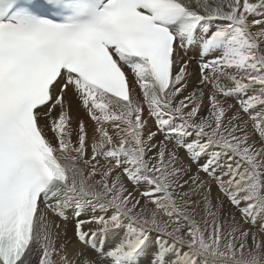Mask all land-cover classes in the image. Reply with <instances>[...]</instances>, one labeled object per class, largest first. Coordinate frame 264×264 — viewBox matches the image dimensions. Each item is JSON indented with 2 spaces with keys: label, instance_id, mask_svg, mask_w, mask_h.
<instances>
[{
  "label": "snow or ice",
  "instance_id": "1",
  "mask_svg": "<svg viewBox=\"0 0 264 264\" xmlns=\"http://www.w3.org/2000/svg\"><path fill=\"white\" fill-rule=\"evenodd\" d=\"M258 223L264 0H0V264H264Z\"/></svg>",
  "mask_w": 264,
  "mask_h": 264
},
{
  "label": "rangeland",
  "instance_id": "2",
  "mask_svg": "<svg viewBox=\"0 0 264 264\" xmlns=\"http://www.w3.org/2000/svg\"><path fill=\"white\" fill-rule=\"evenodd\" d=\"M198 74L199 73H197L195 75V77L193 78V80L190 81L189 85H191V91H192V89L194 87L197 86ZM191 82H192V84H191ZM186 93H188V91ZM204 102L205 103L208 102L207 101V97H205ZM228 102L232 103V104H237V107H238V102H237L236 99H234L233 102H231L230 99L228 98ZM232 114H233L232 112L228 113L229 116H231ZM245 119H248V117H245ZM249 134H250V136H253V139H255L257 141V147H259L260 146L259 145V139H258V137L254 136L252 128H251V125L249 126ZM182 157H183V154H182ZM102 163H103V161H102ZM183 167L186 168V169H190V173L189 174H191V173L195 172L197 166L194 163H192L191 161H189L186 157H183ZM184 178L187 179V177H184ZM187 190L188 189H186V188L184 189V191H187ZM211 198H212L214 204L217 203L219 199H222V197L219 195V190L215 187V184H213V192H212V197ZM224 207H225V209H224ZM233 214L236 216L237 222H239L240 221L239 214L236 213L235 209L231 208V206L225 200L223 208L220 209L218 214H217V219H218V222H223L224 223V228H225L226 231L230 230L229 226L232 223L231 215H233ZM206 218L207 217H206L205 209H204L203 205H201L200 207H198L195 210L194 219L203 228L204 227V220ZM242 226L251 229L252 232L256 233L257 239L260 242L264 243V232H261V228H260V224L259 223L256 226H252L251 224L242 225ZM250 248H251V241L248 242V247H246L244 249V255L245 256H247L248 251H249ZM261 251L264 252V248H262Z\"/></svg>",
  "mask_w": 264,
  "mask_h": 264
},
{
  "label": "bare ground",
  "instance_id": "3",
  "mask_svg": "<svg viewBox=\"0 0 264 264\" xmlns=\"http://www.w3.org/2000/svg\"><path fill=\"white\" fill-rule=\"evenodd\" d=\"M255 18L259 19L260 17H259V15H257ZM197 70H198V68L196 67L195 61H194L193 65H191L190 68H189V71L192 73V76L189 78V81H188V89H187L188 93L191 92V85H189L190 81L193 80V78L195 77V75L197 73H199ZM191 84H192V82H191ZM186 92L184 93V95L188 94ZM69 98L72 101V110H73L74 121H75V119H85V121H86V123L88 124V127H89V133L91 135L92 130L94 128V122H92L91 120H89L86 117V114L84 113L83 109L79 106L78 102L71 97V94H69ZM180 98H182V97H180ZM229 99H230L231 102H233V100H234L233 98H229ZM207 108H208V102H206L204 104V109L202 110V114H204V112L206 111ZM150 124H151V122H150ZM75 126L76 125H75V122H74L73 127H75ZM109 130L111 131V127L110 126H109ZM128 187H129V190H133L131 188V185H128ZM224 209H225V207H224ZM67 216H68L67 220H62V219L57 218V217H53V219H55L56 223L61 226L62 235H63V233H66V238L69 241H71L70 247H75V246H78V241H76V239L74 237V233H73V225H74L73 212L71 210H69L68 213H67ZM33 259H35V258H33ZM200 264H206V262H205V260L203 258H201Z\"/></svg>",
  "mask_w": 264,
  "mask_h": 264
}]
</instances>
